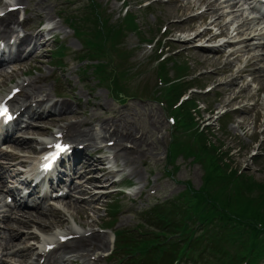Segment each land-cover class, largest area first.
<instances>
[{"label": "rangeland", "instance_id": "rangeland-1", "mask_svg": "<svg viewBox=\"0 0 264 264\" xmlns=\"http://www.w3.org/2000/svg\"><path fill=\"white\" fill-rule=\"evenodd\" d=\"M0 1L18 2V0ZM89 1L91 0H31L34 8V15L31 17L36 18L34 22L44 21V17L48 16L53 21V30L51 32L44 30L43 35L39 34L36 37L37 41L30 53L31 56L27 54L19 67L3 71L0 75V90H5L10 83L9 80L12 79V82L18 79L21 73H38L42 76L38 84L44 88V92L41 94L60 93V95L72 97L71 104L67 103L69 110L62 114L64 118L61 121L73 120V112L76 110L83 112L78 118L88 121L100 142L104 143L106 140L113 139L108 132L101 128L105 122L109 126L115 123L117 129L130 131L143 141L138 147V150H144L143 154L135 151L134 148H126L125 143L130 142L123 140L120 145L115 144L112 148L105 149L106 152L100 155L104 163L99 164L98 168L105 166L106 155L114 150L117 164H122L126 168L123 170L122 166H118L121 169L119 173L122 178L134 182L140 188L144 183H146L145 188L156 186L159 192L154 196H148L144 189V192L137 193V201H132L129 195L109 193L111 189L107 184H110L111 174L106 172H103L102 175L97 172L89 173L88 177H92L84 182V185H81L83 191L77 190L69 199L57 202L58 210L49 207L50 209L37 211L38 213L31 212L32 214L29 216L23 214V217L33 218L36 216V220L41 224L31 222L30 226L18 227V230L24 235L17 236L14 240L17 245L8 251L9 254L5 261L11 264H28L34 253L33 248L38 245V240L43 238L51 227L57 225L64 228L97 231L99 234H103L107 245L98 249L84 250L89 255H94L93 253L97 255L100 251H111L112 230L108 229L105 232L97 230L107 220L104 210L109 198L117 197L116 194L121 198L120 212L116 214L115 227L134 229L139 227L141 220L139 213L142 209L151 206L155 202L154 198L162 201L165 198L176 196L185 187L190 186L188 184H191L190 187L195 189L202 182L203 166L198 160L194 161L182 154L175 157L170 154L169 143L172 132L165 119L168 108L159 105L158 102L160 95L155 91L159 87L156 86V71L152 67L154 63L149 64V62L139 59L137 57L139 54L136 56L127 54L140 43V39L135 33L127 34L123 44L118 48H113L108 42L97 41V44L102 45L101 53L112 55L111 58H114L113 64L108 68L107 77L103 80L95 76L93 66L87 64L86 60H76V53L81 49L80 42L82 40L75 38L69 22L64 18L74 17L73 11H78V13L81 11L88 15ZM97 1L105 2L106 0ZM136 1L128 0L127 3L130 4L129 11L135 15L136 22L144 36L146 38L161 34L172 36L175 40L171 45L174 52H178V58L187 62L190 71L197 74L200 85H196V89H191L188 94L190 92L195 94L193 98L195 97L194 99L197 100L200 107L203 124H207L210 120L213 123L212 129L206 131L207 138L210 139L208 144L219 147L218 149L223 153L224 160L222 159V161H227L229 169L243 171L241 173L243 176H252L255 181L264 183V129H262L264 121H261L263 119L260 116L263 112L264 88L258 89L260 86H264V81L261 80L263 75L256 79V75L252 73L255 66L253 59L249 58L251 54L261 52L255 49L244 52L242 45L206 49L196 47L194 45L196 43L182 41L191 36H195L196 40L202 39V36L209 38L217 30L227 31L229 35H232L233 30L228 29L229 19L226 17V13H222L223 16L218 17L224 9L225 3L223 2H213L214 5L210 9L213 11L210 14L207 12V14L203 13L190 18L201 7V4L211 0H159L153 4L152 8L146 10H140L136 3L134 4ZM118 4L119 2L115 4L116 9L107 12L111 15L108 17L110 24L120 22L117 19L120 12ZM37 13L41 17L38 18ZM238 14V11H234L232 16H238ZM103 16L105 17L106 14L103 13ZM232 16H230V20ZM99 19L98 23L100 24ZM214 19H216L214 22L216 27L209 23ZM242 20L247 23V19L245 20L244 17H239L237 23ZM162 26H166L164 32H162ZM246 27L248 25L243 26V29ZM79 29L86 33V28ZM88 29L93 28L89 27ZM249 31L247 30L246 33ZM33 32H37V30ZM260 32L264 33V31ZM49 34L54 35L57 40L45 39ZM259 36L260 34L256 35L255 40L259 41ZM59 40L62 41L67 56L63 58L62 66H51L54 59L50 58V51L58 44ZM250 44L252 45V43ZM113 49H121L118 57L110 53ZM230 50L233 53H230ZM170 53L172 52L169 51L168 55ZM120 58H122L121 61ZM116 61L123 66L122 74L119 72V65L115 70L113 69ZM170 65L171 63L168 62L169 76L174 72ZM245 68L247 73H245ZM240 70H243V73ZM135 72V76H130L126 82L123 81L122 76H129ZM80 74L83 76V80H81ZM253 76L255 78L252 81ZM206 86H213V89L208 91L207 95H203L202 92ZM120 90L126 91V98L125 96H122V99L118 97ZM252 102L255 104L252 105ZM224 109L230 111L227 118L228 126H225L226 121L224 123V120L219 118V110ZM62 115L57 114L56 116ZM52 126L54 124L51 121L44 124L39 122L29 129L26 135L33 138L31 146L37 148L42 136ZM27 148H30L29 145ZM124 150L128 151L127 155L124 154ZM252 152H256L259 156L255 158L257 155H251ZM173 166L176 167V170ZM172 171L174 172L171 173ZM3 203L4 192H0V208ZM12 225L17 227L15 223ZM4 227L5 224L0 220V238L7 235L4 233ZM26 232L33 235L25 234ZM29 245L32 246V250L22 252L24 257H19L14 253V251ZM69 256L67 255L66 258ZM76 264L88 263L83 262L82 256Z\"/></svg>", "mask_w": 264, "mask_h": 264}, {"label": "trees", "instance_id": "trees-1", "mask_svg": "<svg viewBox=\"0 0 264 264\" xmlns=\"http://www.w3.org/2000/svg\"><path fill=\"white\" fill-rule=\"evenodd\" d=\"M126 20L136 28L130 15ZM100 32L95 29L96 34ZM188 85L179 83L175 91L179 94ZM197 116L194 100L182 104L179 122L184 130L190 129L188 138H174L169 149L173 157H189L192 144H196L197 152L206 158L202 184L196 189L188 184L179 197L152 208L146 223L153 229L144 231L143 238L126 237L127 242L122 245L127 252L152 251L151 257L164 264L181 259L200 260V264H211L213 260L218 264H237L248 253L251 258L246 264H259L264 259V183L243 174L231 182L235 170L229 172L219 147L208 144L209 129H193ZM111 208L116 209L112 204ZM261 220L263 229L257 230L255 222Z\"/></svg>", "mask_w": 264, "mask_h": 264}, {"label": "bare ground", "instance_id": "bare-ground-1", "mask_svg": "<svg viewBox=\"0 0 264 264\" xmlns=\"http://www.w3.org/2000/svg\"><path fill=\"white\" fill-rule=\"evenodd\" d=\"M226 1L227 0H224L223 2H226ZM205 5H206V11H208V10H210L212 8L213 3L212 2H208V3H205ZM236 6H237V2L231 1V4L228 7L231 10V9L236 8ZM229 13H231V11H229ZM14 18H15V15L13 13H10L6 17L0 19V32H6L7 30H9L8 29V24L10 23L9 21H11ZM216 19H214L212 21V23L216 22ZM232 19H233V17H232ZM232 19L230 20V22L232 21L230 24H232V23L233 24L230 25V29L231 30L233 29L235 32L241 34L240 35V37H241L240 43H242L243 45L246 46L248 41L251 40V38H249L250 37L249 35L254 33L255 30L252 29V30L249 31V33H245V34L243 33L242 34L241 30H242V27H243L244 24L243 23H237V20H232ZM246 29H248V27ZM246 35H248V36H246ZM252 38H253V36H252ZM26 40H28V37L27 36H23L22 37V41H26ZM260 45L264 46V44H260ZM19 55H20V53L18 52L15 55V57H18ZM253 57L254 56H250V59L253 58ZM256 63H260V64L264 63V57L263 56L256 57ZM256 69H257L258 72L264 73V66H259L258 65ZM254 72H255V70H254ZM34 87L36 89H38V87H36V86H34ZM263 88H264V86H260L258 89H263ZM66 109H68V107L64 108V110H66ZM108 125L109 124L107 122H105L104 125L102 124L101 128H102L103 131H106V132L110 133V135L114 138V140H115L117 145H120L123 140H129V142L132 143L133 148L135 150L139 151L140 154H143L144 150H138V147L141 145L140 143L143 142L140 138L135 137V135L133 133H131L130 131H123L122 129H115V128L107 129ZM82 126H85V127L81 128ZM73 129L78 131L79 132V137H83L84 140H86V141H91V140H93L95 138L94 133L90 131L91 128L89 127V122L86 121V120H77L76 123L73 126ZM32 140L33 139H30L29 141H26L25 138H21V139L19 138L16 141H18V142L20 141L23 144H27V145H29L31 147V149H33V147L31 146V141ZM123 152L126 155L128 154V151L124 150ZM4 165L5 164H1V167L4 168ZM21 217H22V215H21ZM21 217H12L11 216L10 219L13 220V223H15L17 227H14L12 225V223H10V222L7 224L6 230H7V232H9V237L4 239V242L2 244L4 249L12 247V246L15 245L13 243V239H15V237H17L19 235H20V237H22L24 235V233H21L18 230V227H26V226L30 225L31 222L41 224L39 221L36 220L35 217H34L35 219L34 218H30V217H28L27 219H22ZM25 234L32 235V234H29V233H25ZM106 245H107V242H106L105 236L103 234L92 233L86 238L78 237V238L72 239L69 243L68 242L65 243V245L62 246V249L66 248L67 250L77 251V252H81V253L84 252L85 254H87V251H84V250H89V249H93V248L98 249V248H102V247H104ZM26 250H28V251L32 250V246L27 247ZM18 256L22 257L21 253L20 254L18 253ZM4 264H9V263L4 261Z\"/></svg>", "mask_w": 264, "mask_h": 264}, {"label": "snow or ice", "instance_id": "snow-or-ice-1", "mask_svg": "<svg viewBox=\"0 0 264 264\" xmlns=\"http://www.w3.org/2000/svg\"><path fill=\"white\" fill-rule=\"evenodd\" d=\"M0 115H7V109L6 108L0 109Z\"/></svg>", "mask_w": 264, "mask_h": 264}]
</instances>
